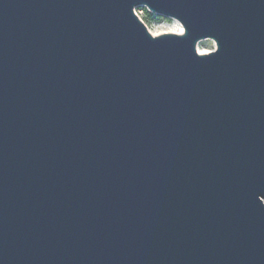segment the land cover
Masks as SVG:
<instances>
[{"label": "water", "instance_id": "obj_1", "mask_svg": "<svg viewBox=\"0 0 264 264\" xmlns=\"http://www.w3.org/2000/svg\"><path fill=\"white\" fill-rule=\"evenodd\" d=\"M0 264H264V0H0Z\"/></svg>", "mask_w": 264, "mask_h": 264}, {"label": "rangeland", "instance_id": "obj_2", "mask_svg": "<svg viewBox=\"0 0 264 264\" xmlns=\"http://www.w3.org/2000/svg\"><path fill=\"white\" fill-rule=\"evenodd\" d=\"M136 15L144 22L150 33L159 35L162 33H168L177 31L181 25L178 21L172 18H167L156 13L148 11L145 6H138L134 9ZM182 28V27H181ZM183 30V29H182ZM215 49V44L212 40H201L197 44L198 53H208Z\"/></svg>", "mask_w": 264, "mask_h": 264}, {"label": "bare ground", "instance_id": "obj_3", "mask_svg": "<svg viewBox=\"0 0 264 264\" xmlns=\"http://www.w3.org/2000/svg\"><path fill=\"white\" fill-rule=\"evenodd\" d=\"M183 32L182 28L180 27L177 31H174V33L181 34ZM172 33V32H171ZM154 36L156 34H153ZM201 53V52H200Z\"/></svg>", "mask_w": 264, "mask_h": 264}]
</instances>
